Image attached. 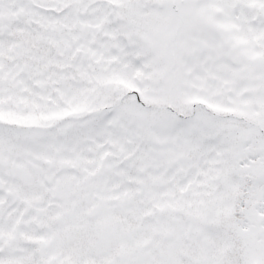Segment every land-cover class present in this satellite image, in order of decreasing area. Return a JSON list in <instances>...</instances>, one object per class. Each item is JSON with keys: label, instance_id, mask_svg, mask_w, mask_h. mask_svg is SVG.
Returning a JSON list of instances; mask_svg holds the SVG:
<instances>
[{"label": "snow or ice", "instance_id": "1", "mask_svg": "<svg viewBox=\"0 0 264 264\" xmlns=\"http://www.w3.org/2000/svg\"><path fill=\"white\" fill-rule=\"evenodd\" d=\"M0 264H264V0H0Z\"/></svg>", "mask_w": 264, "mask_h": 264}]
</instances>
